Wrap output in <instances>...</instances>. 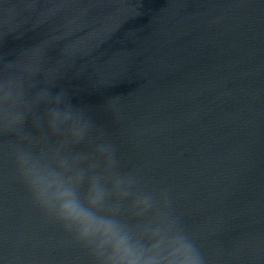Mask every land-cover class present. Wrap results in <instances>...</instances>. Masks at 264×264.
Here are the masks:
<instances>
[{"label":"water","instance_id":"1","mask_svg":"<svg viewBox=\"0 0 264 264\" xmlns=\"http://www.w3.org/2000/svg\"><path fill=\"white\" fill-rule=\"evenodd\" d=\"M0 264H264V0H0Z\"/></svg>","mask_w":264,"mask_h":264}]
</instances>
